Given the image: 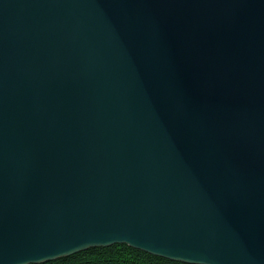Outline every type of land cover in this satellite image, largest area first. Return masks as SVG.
Instances as JSON below:
<instances>
[{"label":"water","instance_id":"1","mask_svg":"<svg viewBox=\"0 0 264 264\" xmlns=\"http://www.w3.org/2000/svg\"><path fill=\"white\" fill-rule=\"evenodd\" d=\"M113 244L264 264V0H0V264Z\"/></svg>","mask_w":264,"mask_h":264},{"label":"trees","instance_id":"2","mask_svg":"<svg viewBox=\"0 0 264 264\" xmlns=\"http://www.w3.org/2000/svg\"><path fill=\"white\" fill-rule=\"evenodd\" d=\"M157 258L164 257L133 248L127 244H113L111 246L92 247L56 260L63 262V264H155ZM173 261L175 264H190ZM32 264H51V261Z\"/></svg>","mask_w":264,"mask_h":264},{"label":"snow or ice","instance_id":"3","mask_svg":"<svg viewBox=\"0 0 264 264\" xmlns=\"http://www.w3.org/2000/svg\"><path fill=\"white\" fill-rule=\"evenodd\" d=\"M51 264H63V262L57 261V260H53V261H51ZM155 264H175V262L173 260H168V259H165V258H157L155 260Z\"/></svg>","mask_w":264,"mask_h":264}]
</instances>
